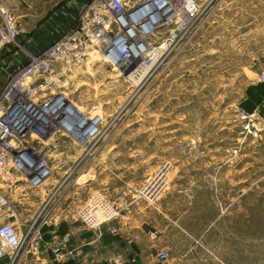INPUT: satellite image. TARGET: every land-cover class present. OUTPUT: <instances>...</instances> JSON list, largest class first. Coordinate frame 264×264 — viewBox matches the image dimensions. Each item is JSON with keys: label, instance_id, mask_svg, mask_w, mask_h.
Instances as JSON below:
<instances>
[{"label": "rangeland", "instance_id": "rangeland-1", "mask_svg": "<svg viewBox=\"0 0 264 264\" xmlns=\"http://www.w3.org/2000/svg\"><path fill=\"white\" fill-rule=\"evenodd\" d=\"M91 1L0 0L14 28L9 40L0 39V88L80 24ZM198 1L205 10L196 32L141 75L123 73L93 52L67 72L76 99L117 115L95 145L74 147L65 135L47 154L67 189L81 184L82 203L101 192L117 206L99 229L81 221L91 238L108 226L136 236L141 212V245L169 252L157 264H264V131L254 137L239 118L246 90L263 82L264 0ZM59 7L74 22L60 34L41 30ZM3 19L0 13L6 33ZM74 162L73 174L64 175ZM12 209L25 223L37 208ZM52 223L40 227L34 254L18 264H47V249L65 234ZM116 256L121 263H115L127 264Z\"/></svg>", "mask_w": 264, "mask_h": 264}, {"label": "built area", "instance_id": "built-area-1", "mask_svg": "<svg viewBox=\"0 0 264 264\" xmlns=\"http://www.w3.org/2000/svg\"><path fill=\"white\" fill-rule=\"evenodd\" d=\"M204 10L198 0H92L80 24L4 82L0 88V264H18L34 254L40 227L50 221L68 185L67 178L50 185L44 196H38L37 209L27 222L13 218V202L37 195L57 172L47 154L49 146H58L61 141L57 139L65 135L74 147L95 145L117 115H107L101 106L76 99L69 90L67 72L77 70L93 52L101 53L123 73L141 75L192 37ZM0 13L7 31L0 28V39L9 40L14 28L1 6ZM259 79L264 80V72ZM239 118L243 131L254 137L264 131V117L256 110H242ZM75 170L76 162L64 175ZM117 212L113 201L95 192L80 204L76 217L99 229ZM70 242L66 232L50 249L56 256L81 251V246ZM168 255L165 250L158 252L161 258ZM112 259L121 263L119 256Z\"/></svg>", "mask_w": 264, "mask_h": 264}, {"label": "crops", "instance_id": "crops-1", "mask_svg": "<svg viewBox=\"0 0 264 264\" xmlns=\"http://www.w3.org/2000/svg\"><path fill=\"white\" fill-rule=\"evenodd\" d=\"M78 1L81 2V0ZM49 14L50 18L47 19L48 21L45 25L46 28L43 27L41 30L55 28L58 31L56 34H60L74 22V16L69 15L70 13L62 7H59L56 12L53 11ZM262 81V84H251V86H249L246 90L244 99L241 101L245 109L251 110L257 107L264 111V80ZM2 82L0 81V86L2 85ZM253 82L255 83V81ZM59 173H61V171H57L55 174L56 177L50 179L47 185L44 188H41L44 192L48 190L50 184L56 183ZM41 189L37 191V195L31 194L20 201H14L13 207H17L18 212L20 210L25 211L29 207L37 208L38 196L41 195ZM81 189V184H73L72 188H66L64 190L56 209L52 213V217H50V221H52L58 228L57 232H67L70 234L71 244H75L77 246H82V244H84L83 249L85 254H82L81 249V251L74 255L56 256L52 249H47L48 256L47 258L43 257L48 260L47 264H119L115 263V261L111 258V256H115L117 254L123 256L124 261H127V264L158 263L156 260L158 259V252L161 249L157 250L155 248H147L141 245V212L138 214V231L136 236H125L122 230L114 226H108L107 229L101 230V232L96 234L93 238H91L92 236L90 235V232H83L82 223L76 217V210L82 203ZM14 198H16V193H14ZM20 206L26 207H22V209ZM35 210L36 209H34L33 212ZM33 212H31L29 216H31ZM43 230V237L46 236L49 238L50 230L48 229V225L43 228ZM95 240H99L101 244H93ZM117 249L124 251L117 252ZM146 256L150 257V259L148 260ZM26 257L27 256H25V258Z\"/></svg>", "mask_w": 264, "mask_h": 264}, {"label": "bare ground", "instance_id": "bare-ground-1", "mask_svg": "<svg viewBox=\"0 0 264 264\" xmlns=\"http://www.w3.org/2000/svg\"><path fill=\"white\" fill-rule=\"evenodd\" d=\"M96 55V54H95Z\"/></svg>", "mask_w": 264, "mask_h": 264}]
</instances>
